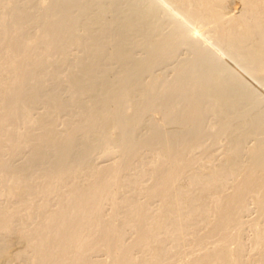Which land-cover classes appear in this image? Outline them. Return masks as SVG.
Instances as JSON below:
<instances>
[{"label": "bare ground", "instance_id": "1", "mask_svg": "<svg viewBox=\"0 0 264 264\" xmlns=\"http://www.w3.org/2000/svg\"><path fill=\"white\" fill-rule=\"evenodd\" d=\"M113 1L0 0V264H264V0ZM179 44L195 59L144 84ZM160 108L191 129L131 143ZM108 124L126 148L97 168Z\"/></svg>", "mask_w": 264, "mask_h": 264}, {"label": "rangeland", "instance_id": "2", "mask_svg": "<svg viewBox=\"0 0 264 264\" xmlns=\"http://www.w3.org/2000/svg\"><path fill=\"white\" fill-rule=\"evenodd\" d=\"M108 1H109V3L115 2V1H113V0H112V2H111V0H108ZM121 1H122V0H120V3H121ZM123 1H125V0H123ZM131 1H132V0H131ZM131 1L128 0V3L131 2ZM235 1H237V2H235ZM34 3H36V2H35V1L32 2L31 5H32V6L35 5ZM107 3H108V2H107ZM109 3H108V4H109ZM125 3H126V2H125ZM128 3H127V4H128ZM235 3H236L237 6H239V5H238V4H239V1H238V0H231V5L234 6V7H237V6L235 5ZM127 4L125 5L124 3H121V7L124 8V9H126V8L129 7L128 5H130V4H128V5H127ZM110 5H111V4H109V6H110ZM124 5H125V6H124ZM113 6H114V3H113L112 6L109 7V9H110V8L112 9ZM126 6H127V7H126ZM166 7H167V9H169L170 6H166ZM234 7H231V8H234ZM32 8H33V7H32ZM170 10H171V8H170L168 11L170 12ZM166 11H167V10H166ZM168 11H167L166 13H168ZM109 13H110V14L112 13V14L110 15ZM109 13H108V14H109V17H108V15H107L108 20H112L114 17L118 18V17H120V15H122V14H119V15H118V14L112 12L111 10L109 11ZM170 13H171V12H170ZM170 13H168V15H170ZM113 15H116V16H114V17L112 18L111 16H113ZM165 15H166V16H165ZM165 15H162V16H163L162 21H163L164 19H166L167 16H168L167 14H165ZM122 16H123V15H122ZM110 18H112V19H110ZM166 20H167V19H166ZM166 20H164V22H163L164 24H166V25H164V27H163V30L165 29V31H164V33L166 34V35L164 34L165 36H167V35L170 33V30H171V28H172V27H170V25L167 24V22L165 23ZM169 27H170V28H169ZM166 29H167V30H166ZM32 31H34V28L32 29ZM167 32H168V33H167ZM195 35H198V34H195ZM162 37H164V36H162ZM193 37H194V36H193ZM196 37H197V36H195V38H196ZM199 37H200V38H199ZM199 37H198V38H199L203 43L201 44V43H200V42H201L200 40L197 41V42H199V43H198V45H196V47H203V46L206 47L207 45H210V44H211V41H205L206 38L203 39V38H201V36H199ZM204 42H205V43H204ZM176 43L178 44V42H176ZM179 43H180V42H179ZM204 44H205V45H204ZM199 45H200V46H199ZM182 46H183V47H182ZM131 47H133V48H131ZM177 47H178L179 50H180L181 48H183V49H181V50L179 51V50L177 49ZM180 47H181V48H180ZM136 48H137V49H136ZM186 48H187V49H186ZM192 48H193V46H192ZM192 48H191V46H187V45L185 46V45L179 44V46L177 45V46L175 47V49H174V53H172V54L170 55V57H172V55H174V56H173L174 58L172 57V59H170V57H169L170 61L167 60V59H165V58H164L165 60L162 61V59L160 58L161 60L158 59V60L160 61V62L158 61L159 63L155 60V62H154L155 65H154L153 62H150V64H149L150 66H149V67L144 68V70H143V69L140 70V75H141V78H142V81L144 82V84H146V82H147V84H148L149 81H151V82L154 83L155 80H156V78L159 79L158 76H161V77H160V80L164 79V81H162V83H165V81H167V80L170 81L169 79H171V77H172V78H175V75H176V74L173 75V74L175 73L174 70H175V69L177 70V68L179 67V65H182V62L187 61V60H191V59H190L191 57H192V60H193V58L195 59V57H196V53H197L196 51H197V50H195L196 48H193V49H192ZM133 49H134V50H133ZM138 49H139V50H138ZM141 49H142V52H141ZM191 49H192V50H191ZM127 50H129V52H130L129 54H130L132 57H134V59L136 58L135 60H136L137 62H140V60H142V59L144 60V59H146V58H147V60H149V55H147L148 53H147V51H146L145 49H144V50H145L146 52H144L143 48L135 47V46H131V45H129V49H128V47H127ZM176 50H177V51H176ZM183 50H185V51H183ZM186 50H187L188 52H187ZM189 50H190V51H189ZM133 51H134V52H133ZM135 52H136V53H135ZM176 52H178L179 54H177ZM133 53H134V54H133ZM138 53L141 54V55H139ZM136 54H137V55H136ZM143 54H144V55H143ZM175 54H177V55L175 56ZM193 54H194V55H193ZM188 55H189V56H188ZM137 57H138V58H137ZM188 57H190V58H188ZM185 58H186V59L188 58V59L186 60ZM138 60H139V61H138ZM143 60H142V61H143ZM166 60H167V61H166ZM177 60H178V61H177ZM171 61H172V62H171ZM180 61H181V62H180ZM156 62H157V63H156ZM162 62H163V63H162ZM152 63H153V64H152ZM179 63H180V64H179ZM177 64H178V65H177ZM116 65H117V66H116ZM156 65H157V66H156ZM175 65H177V66H175ZM108 66H109V67H108L109 70H110V69H111V70H110V71L108 70L110 74L108 73V75H106V77H107L108 79H112V78H113L112 76H114V78H115V76H116V74H117L116 72H118V69H120L119 65L113 63V64H109ZM110 66H111V67H110ZM112 67H114V68H112ZM152 67H153V68H152ZM170 67H172V68H170ZM175 67H176V68H175ZM150 68H151V69H150ZM167 68H168V69H167ZM174 68H175V69H174ZM149 69H150V70H149ZM169 69H170L171 71H170ZM173 69H174V70H173ZM176 70H175V71H176ZM113 71H114L115 75L113 74ZM141 71H142V72H141ZM151 71H152V72H151ZM172 71H173V72H172ZM145 73H146V74H145ZM160 74H161V75H160ZM147 75H148V76H147ZM154 75H155V76H154ZM162 75H163V76H162ZM167 75H168V76H167ZM152 76H153V77H152ZM110 77H112V78H110ZM162 77H163V78H162ZM168 77H169V79H168ZM166 78H167V80H166ZM151 79H152V80H151ZM250 79H251V78H250ZM144 80H145V81H144ZM153 80H154V81H153ZM171 80H172V79H171ZM251 80H253V79H251ZM262 80H263V81H262ZM262 80H261V81H262L263 84L261 85V83L259 82L260 86H259V84L257 85L258 81H256L257 83H255V84L253 83V84L256 86L257 90L259 89V91L257 92L258 95H260L259 97H261V98H259V99H264V95H262V94H264V90H263V89H264V88H263V86H264V75L262 76ZM151 82H150V84H152ZM156 82H160V81L157 80ZM252 82H254V81H252ZM51 84H52V85H51ZM54 84H55V83H54ZM54 84H53V83H50L49 86H51V87L48 86V88H50V89H51V88H52V89H53V88L56 89V88H55L56 86H55ZM53 85H54V86H53ZM56 85H57V84H56ZM57 87L60 89V92H63V91H64L65 93L68 92V90H67L68 88L66 89V86L62 87L61 85H60V86L57 85ZM258 87H259V88H258ZM261 87H262L263 89H262ZM58 88H57V89H58ZM62 88L64 89L63 91L61 90ZM50 89H48V90H50ZM57 89H56V90H57ZM59 89H58V90H59ZM58 90H57V91H58ZM58 92H59V91H58ZM64 92H63L62 94L60 93L61 96H63V97H64V95H65ZM260 92H261V93H260ZM67 96H68V94H66V97H67ZM66 97H65V98H66ZM260 106H263V105H260ZM250 107H251V106H249V108H250ZM170 108H171V109H169V111L172 110V109L174 110V107H170ZM177 108H178V107H177ZM39 110H41V107H39ZM153 110H154V112H155V110H157V112L154 113V112L151 111V110H150L151 112L148 110L150 113H148V111H145L146 114L142 112L143 115L146 116V117L143 116V119H141V118H142V115H141V118H140V115H139L138 120H139V121H140V119L142 120V121H140V122H141V125L138 124V123H140V122H138L136 125H133L134 127L131 126L133 132H136V131L138 132V133L136 132V136H135V133H134L132 136L130 135V136H131L130 138H132V137L134 136L133 138H134L135 143H137L136 145L141 144L142 141H140V140H141V139L143 140L145 137H147V138H145V140H147V141H148V138L153 139L152 137L155 136V133H156V132H157L158 134H159V133H160V134L162 133L163 135H164V134H166V135L168 134V135H169V133L172 135V134H174V133L184 132L183 130H185L186 132H188V131H187L188 128L186 129V127H189V128H190V125H189V126H186V127L184 128V126H185V125H188V124H185V123H183V122H179V121H178L179 123H178V122H177V123H176V122L173 123V121H172L171 119H170V121H169V120H168L169 117H167V116H169L168 114H170V115L172 116V114H171V113H168V111H167L166 109L164 110V108H163V110H161V108H160L159 110H158V109H153ZM160 110L163 111V113H162ZM159 111H160V112H159ZM164 111H165V112H164ZM178 111H179V108H178ZM178 111H177V109H176V112H178ZM170 112H171V111H170ZM172 112H174L173 114L175 115V113H176L175 110L172 111ZM142 113H141V114H142ZM147 113H148V114H147ZM153 113H154V114H153ZM160 113H161V115H160ZM164 113H165V114H164ZM162 114L165 116V118H164V116H163ZM61 118H62L61 121H63V120H64L63 118H65V115L62 116ZM146 118H147V119H146ZM150 118H151V119H150ZM161 118H162L163 120H162ZM170 118H171V117H170ZM166 119H167L168 121H165ZM146 120H147V121H146ZM153 120H154V121H153ZM161 120H162V121H161ZM160 121H161V122H160ZM171 121H172V122H171ZM158 122H159V123H158ZM168 122H169V124H168ZM60 123H61V122H60ZM163 123H164V124H163ZM165 123H166V125H165ZM170 123H171V124H170ZM180 123H181L182 125H181ZM179 124H180V125H179ZM164 125H165L166 127H165ZM175 125H176V126H175ZM183 125H184V126H183ZM60 126L62 127L61 124L59 125V127H60ZM109 126H110L111 128H110V129H109V128L107 129V135L109 134L108 137H107L106 134H105V137H104V135H103V137H102L101 139L104 140V139L107 138V139H106V144H108L107 146H109L108 148H109L110 150H108V148H107L106 145H105V142L102 141L101 139H100V140H101V141H100V140H98V139H99V138H98L97 140H98L99 143L96 142L97 140H95V139L97 138V136H96V138H94L96 134L94 135V137H93L92 133H91L90 136H89V135H88V136H83L84 138L87 137V138L85 139V142H84V140H83L84 138H82V136H79L81 139L78 137V139L81 140V141H78V142H80V143H79L80 145L76 142V143H77V145H75V146H77V148H75V149H77V151L75 150L76 154H77V152H78L79 149H80L79 153H81L82 151L86 150V149H87V146H90V143H91V141H92V143H91L92 145L90 146V149H91L92 151H90V149H89V151H88V149H87V150H86V153H81V155L84 156V155H86L87 153L90 152V153L88 154L89 156L87 155V157L85 158L86 160L88 159L90 165H93V166L96 165V167H97V164H96V163H99V164L102 163L101 165H103V164L106 165V164H108V163H111L112 160H114V156H113V155H115V156L117 155V156H118V154L120 153L119 156H120V155L123 156V154H122L121 152H119L121 146L124 145V144H121V143H123V142H121V141H123V140H121V136H122V134H123V133L121 132L122 130L116 127L117 129L120 130V131H119V130H117V131H119L121 135L119 136V132L116 131L115 134H116L117 137H114V133H112L111 129L113 128V130L115 131L116 128L113 127L114 124H108L107 127H109ZM138 126H139V127H138ZM153 126H154V127H153ZM159 126H160L161 128H160ZM179 126H180V127H179ZM61 127H60V128H61ZM137 127H138V129H136ZM143 127H144V128H143ZM134 128H135L136 130H135ZM150 128H151V129H150ZM166 128H167V129H166ZM171 128H172V129H171ZM148 129H149V130H148ZM155 129H156V131H155ZM176 129H177V130H176ZM178 129H179V130H178ZM182 129H183V130H182ZM190 129H191V128H190ZM190 129H189V130H190ZM108 130L111 131V134H110V131H108ZM130 130H131V129H130ZM143 130H144L145 132H144ZM161 130H162V132H161ZM170 130H171V131H170ZM175 130H176V131H175ZM124 131H125V129H124ZM124 131H123V132H124ZM149 131H150V132H149ZM154 131H155V133H154L153 136L151 137V134H152ZM173 131H174V132H173ZM108 132H109V133H108ZM133 132H132V133H133ZM117 133H118V134H117ZM132 133H131V134H132ZM112 134H113V135H112ZM124 134H125V132H124ZM110 135H112V136H110ZM156 135H157V134H156ZM118 136H119V137H118ZM139 136H141V137L139 138ZM260 136H261V135H259V136H257V137L260 138ZM110 137H112L113 140H114V138H115V139L117 138V139H116V142H119L118 140H119V138H120V142H121V143H120V144L117 143V145H116V143H114L115 141L112 142L113 140H112V141L110 140V139H112V138H110ZM252 137H253L254 139H253ZM252 137H251L252 140L249 141V142H250V143H249L250 145L255 143V139H256V137H254V136H252ZM90 138H91V139L94 138V139L90 141ZM108 138H109V139H108ZM122 138H124V135H123ZM133 138L130 139V140H131V143H134ZM150 139H149V140H150ZM168 139H169V138H168ZM82 140H83V141H82ZM87 140L90 141V142H88ZM94 140H95V141H94ZM107 140H109V143H108ZM138 140H139V141H138ZM93 141L96 142V143H94ZM137 141H138V142H137ZM252 141H253L254 143H253ZM81 142H83V143H81ZM103 142H104V146H105V147L103 146ZM129 142H130V141H129ZM139 142H140V143H139ZM144 142H146V141L143 140V143H144ZM88 143H89V144H88ZM101 143H102V144H101ZM112 143H113V145H112ZM143 143H142V144H143ZM81 144H82V146H81ZM86 144H87V146H86ZM93 144H94V145H93ZM96 144H97V147L95 146ZM98 144H100V145H102V146L104 147V150H102V152H101V149H102L103 147L101 146V148H100V146H99ZM110 144H111L112 146H114V147L110 146ZM118 144H119V146H118ZM220 144L223 145V143H220ZM220 144H218L219 147H218V145H216L215 147L213 146V148H211V149H212V150H213L214 148L216 149V147H218L216 150L220 149V150H218L219 152H218V151H215V150H213V151H215V152H214L215 155H216V153H217L218 156L221 155V156L219 157L220 160H221V158L224 157V156H223L224 154H223V151H222V150H223V146L220 147ZM115 145H116V147H115ZM120 145H121V146H120ZM78 146H80L81 148L79 147V149H78ZM84 146H85V149H84ZM93 146H94V147H93ZM82 147H83V149H82ZM91 147H92V148H91ZM95 147H96V150L98 149L97 152H95ZM111 147H112V148H111ZM88 148H89V147H88ZM99 148H100V149H99ZM106 148H107V149H106ZM122 148L125 149L126 147L124 146V147H122ZM122 148H121V149H122ZM105 149H106V152L109 151V153H110V152L113 153V151L116 149L115 152H118V153H114V154L110 153V154H112V155H110L108 152L105 153ZM118 149H119V151H118ZM124 149H123V150H124ZM81 150H82V151H81ZM126 150H127V149H126ZM126 150H124V151L121 150V151L124 153ZM212 150H209V151L211 152V154H213ZM143 151H147V150H143ZM143 151H142V153H144ZM84 152H85V151H84ZM100 152L102 153V155H101ZM79 153H78V154H79ZM95 153H96V154H95ZM97 153H99V154H97ZM103 153H105V154L103 155ZM145 153H146V152H145ZM25 154L27 155V153H25ZM78 154H77V155H78ZM83 154H84V155H83ZM92 154H94L95 156H93ZM106 154H109V155H108L109 157H110V156H113V157H112L113 159H112V160H111V158L109 159V157H108ZM214 154H213V156H212L213 161H214V162H215V161L217 162V160H218L219 158L216 159L217 155H216V157H214ZM219 154H220V155H219ZM26 155H23V156H26ZM90 155H91V156H90ZM96 155H97V156H96ZM98 155H99V156H98ZM100 155H101V156H100ZM209 155H210V154H209ZM19 156H20V155H19ZM19 156H18V157H19ZM21 156H22V155H21ZM103 156L108 157V159H109L110 161H108V159H107V158H104ZM119 156H118V158H119ZM222 156H223V157H222ZM9 157H11L10 159H12V161H14V162L17 160V159H16L17 157H16L15 159H13V158L15 157L14 155H13V157H12V156H8V158H9ZM84 157H85V156H84ZM92 157H93V158H92ZM96 157H98V159H99L100 161H98V159H97ZM21 158H22V157H21ZM21 158H18V159H20L19 161H23L22 159H24V161H25V157H23L22 159H21ZM91 158H92V159H91ZM118 158L115 157V160H117ZM90 159L92 160L93 163H91V160H90ZM101 159H102V160H101ZM106 159H107V160H106ZM119 159H120V158H119ZM119 159H118V160H119ZM121 159H122V158H121ZM93 160H94V161H93ZM14 162H13V163H14ZM16 162H18V160H17ZM16 162H15L14 164H16L17 166H21V165H22V162H20L19 164H17ZM208 162H209V161H208ZM208 162H207V160H206L205 163H208ZM94 163H95V164H94ZM105 163H106V164H105ZM99 164H98V166L102 167V166L99 165ZM104 165H103V166H104ZM97 168H99V167H97ZM141 200H142V198H141ZM142 201H144V199H143ZM4 203H6L5 200H4ZM106 203H107V201L104 203V210H105V211H106L107 209H110V208H111V203H108V205H107ZM251 204H252V203H250L249 205H251ZM106 205H107V206H106ZM109 206H110V207H109ZM108 207H109V208H108ZM250 208H251L250 213H249L250 215L247 216L246 218H248V219L256 218V214H257V212H255L256 210L254 209L253 204L251 205ZM108 211H110V210H108ZM108 211H106V212H108ZM252 211H253V212H252ZM254 216H255V217H254ZM201 227H202L203 230L201 229ZM198 231H200V232H203V231H204V227H203V225H202V226H199ZM200 232H199V233H200ZM248 232H249V231H248ZM248 232H246V233H248ZM246 233H245V235H246ZM247 235L249 236V234H247ZM1 238H2V237H0V240H1ZM247 238H248V237L246 236V239H247ZM7 239H8V237H7ZM10 239H11V237L8 239V241H9ZM248 248H249V247H248ZM247 252H249V251H247Z\"/></svg>", "mask_w": 264, "mask_h": 264}]
</instances>
